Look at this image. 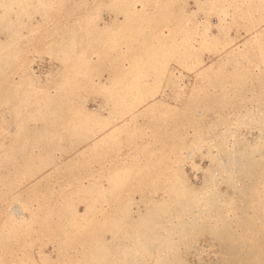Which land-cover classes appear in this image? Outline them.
I'll list each match as a JSON object with an SVG mask.
<instances>
[{"label": "rangeland", "instance_id": "374dc122", "mask_svg": "<svg viewBox=\"0 0 264 264\" xmlns=\"http://www.w3.org/2000/svg\"><path fill=\"white\" fill-rule=\"evenodd\" d=\"M263 179L264 0H0V264H264Z\"/></svg>", "mask_w": 264, "mask_h": 264}, {"label": "bare ground", "instance_id": "6f19581e", "mask_svg": "<svg viewBox=\"0 0 264 264\" xmlns=\"http://www.w3.org/2000/svg\"><path fill=\"white\" fill-rule=\"evenodd\" d=\"M233 152H235V151H233ZM259 152H260V151H259ZM243 153H244V152H243ZM254 153H255V152H254ZM209 154H210V153H209ZM233 154H234V153H233ZM256 154H258V153H255V155H256ZM260 154H261V153H260ZM190 155H191V154H190ZM238 155H239V154H238ZM252 156H253V155H252ZM257 156H258V155H257ZM232 157H234V156H232ZM254 157H255V156H254ZM227 158H228V157H227ZM235 158H236V155H235ZM250 158H251V157H250ZM255 158H256V157H255ZM244 159H245V158H244ZM237 160H238V159H237ZM233 161L235 162V159H234ZM234 164H235V163H234ZM235 165H236V164H235ZM242 165H243V164H242ZM236 166H237V165H236ZM236 166H234V168H235ZM238 166H240V165H238ZM255 166H256V165H255ZM245 168H246V167H245ZM256 168H257V166H256ZM214 169H215V168H213V170H214ZM216 170H217V169H216ZM237 170L239 171V169H237ZM211 172H212V171H211ZM226 172L228 173V171H226ZM230 172H231V171H230ZM240 172H241V171H240ZM215 174H217V173H215ZM231 174L233 175V172H232ZM214 176H215V175H214ZM212 178H213V177H212ZM217 178H218V177H217ZM230 179H231V177H229L228 180L230 181ZM263 180H264V179H263ZM216 181H217V179H216ZM229 181H228V182H229ZM231 181H232V180H231ZM231 181H230V182H231ZM230 182H229V183H230ZM232 182H233V181H232ZM229 183H228V184H229ZM263 183H264V182H263ZM204 184H205V183H204ZM217 184H219V183H217ZM220 184H221V183H220ZM230 185H232V184H230ZM262 186H264V185L262 184ZM262 186H261V187H262ZM253 187H254V186H253ZM251 188H252V187H251ZM255 188H257V187L255 186ZM263 188H264V187H263ZM215 189H216V188H215ZM215 189H214V190H215ZM249 189H250V187H249ZM252 189H253V188H252ZM255 190H256V189H255ZM243 191H244V190H243ZM249 191H250V190H249ZM263 191H264V190H263ZM213 192H214V191H213ZM257 192H258V190H257ZM211 193H212V192H211ZM244 193L246 194V190H245ZM261 193H262V192H261ZM263 193H264V192H263ZM209 194H210V193H209ZM212 194H213V193H212ZM252 194H253V192H252ZM259 194H260V193H259ZM213 195H214V194H213ZM215 195H217V193H215ZM256 195H257V194H256ZM220 196H221V195H220ZM261 196H262V195H261ZM249 197H250V196H249ZM256 197H257V196H256ZM190 198H191V197H190ZM216 198H217V197H216ZM220 198H221V197H220ZM220 198H219V199H220ZM263 198H264V197H263ZM256 199H257V198H256ZM258 199H260V196H259ZM196 200H197V198H196ZM202 200H203V199H202ZM204 200H205V199H204ZM261 200H262V199H261ZM211 202H212V201H211ZM222 202H223V201H222ZM256 202H257V201H256ZM258 202H259V201H258ZM260 202H261V201H260ZM260 202H259V204H260ZM262 202H263V201H262ZM253 203H254V202H253ZM218 204H220V203H218ZM222 204H223V203H222ZM262 204H263V203H261V205H262ZM251 207H253V206L251 205ZM254 207H255V206H254ZM256 207H257V206H256ZM263 207H264V205H263ZM258 208H260V207H258ZM258 208H257V209H258ZM258 210H259V209H258ZM258 210H257V211H258ZM251 211H252V210H251ZM253 211H254V210H253ZM262 212H263V211L261 210L260 213H262ZM197 213H198V212H197ZM254 215H255V214H254ZM198 216H199V215H198ZM203 216H205V215H203ZM262 216H264V215H262ZM249 217H250V216H249ZM255 217H257V216H255ZM208 218H209V217H208ZM215 218H216V217H215ZM251 218H253V217H251ZM259 218H260V217H258V219H259ZM239 219H240V220H239V222H240V221H241V217H240ZM258 219H257V220H258ZM260 219H261V218H260ZM193 220H194V219H193ZM206 220H207V219H206ZM237 220H238V219H237ZM252 220H254V219H252ZM248 221H249V220H248ZM259 221H260V220H259ZM172 222H173V220H172ZM194 222H195V221H194ZM205 222H206V221H205ZM242 222H243V223H242ZM242 222H241V223L244 224V221H242ZM262 222H263V221H262ZM209 223H212V222H209ZM236 223H237V222H236ZM249 223H250V222H249ZM159 224H160V223H159ZM159 224H158V225H159ZM197 224H199V223H197ZM247 224H248V223H247ZM173 225H174V224H173ZM180 225H181V224H180ZM216 225H217V224H216ZM258 225H259V223H258ZM263 225H264V224H263ZM174 226H175V225H174ZM199 226H200V225H199ZM212 226H213V225H212ZM161 227H162V226L160 225V229H161ZM168 227H169V228H168ZM168 227H162L161 230H163V233H162V232H161V233L158 232L159 229H157L156 232L158 233V237H159V239H163V240L166 239V240H167L168 238H172V237H174V235H173V231H174V229H173V228L170 229V226H168ZM171 227H172V226H171ZM177 227H178V226H177ZM177 227H176V229H177ZM183 227H184V226H183ZM259 227H260V226H259ZM148 228H149V227H148ZM150 228H151V227H150ZM152 228H153V227H152ZM152 228H151V229H152ZM184 228H186V225H185ZM184 228H183V229L180 228V229L184 231V230H185ZM215 228H216V227H215ZM155 229H156V228H155ZM201 229H202V228H201ZM230 229H232V228H230ZM178 230H179V229H178ZM181 230H180V231H181ZM186 230H187V229H186ZM151 231H152V230H151ZM198 231H199V230H198ZM153 232H154V231H153ZM178 232H179V231H178ZM184 232H186V231H184ZM159 233H160V234H159ZM187 233H188V232H187ZM142 234H143V233H142ZM144 234H148V233H144ZM144 234H143V236H144ZM153 234H154V233H153ZM185 234H186V233H185ZM235 234H236V233H235ZM239 234H240V233H239ZM145 237H147V236L145 235V236H144V239H145ZM149 237L151 238V234H150ZM149 237H147V239H148ZM181 237H182V236H181ZM184 237H185V236H184ZM251 237H252V236H251ZM179 238H180V237H179ZM256 238H257V237H256ZM256 238H255V239H256ZM147 239H145V240H147ZM159 239H158V240H159ZM174 239H175V238H174ZM181 239H182V238H181ZM232 239H233V238H232ZM142 240H143V239H142ZM142 240H141V241H142ZM151 240L153 241L154 239H151ZM151 240L149 239V243H148L149 245L146 244L145 241H144V242L142 241V242L145 243V244L142 243L143 246H142V245H141V246L144 247V245H147L146 247H151V246H150V243H151L150 241H151ZM158 240H155V241L158 242ZM163 240H162V242H163ZM240 240H241V239H240ZM244 240H245V239H244ZM253 240H254V239H253ZM141 241L138 242V243H141ZM248 241H249V240H248ZM153 242H154V241H153ZM159 242H160V241H159ZM234 242H235V241H234ZM246 243H247V242H246ZM248 243H249V242H248ZM164 244H165V243H164ZM164 244H163V245H160V244H159L158 247H162V248H163ZM169 244H170V242H169ZM172 244H173V242H172ZM134 245H135V244H134ZM136 245H137V244H136ZM151 245H153V243H152ZM166 245H167V242H166ZM167 246H171V245H167ZM167 246H165V247H167ZM133 247H135V246H133ZM133 247H131V248L133 249ZM139 247H140V246H139ZM146 247H144V248H146ZM155 247H156V246H155ZM158 247H156V249H157ZM173 247L175 248V245H174ZM177 247H178V245H177ZM177 247H176V248H177ZM170 248H171V247H170ZM138 249H139V248H138ZM165 249H167V248H165ZM168 249H169V248H168ZM146 250H147V249H146ZM146 250H145V251H146ZM150 250H151V248H150ZM157 250L159 251V249H157ZM170 250H171V249H170ZM132 251H133V250H132ZM137 251H138V250H137ZM139 251H140V250H139ZM139 251H138V252H139ZM164 251H165V250H164ZM166 251H167V250H166ZM122 252H123V251H122ZM128 252H129V251H128ZM141 252H144V251H140V253H141ZM146 252H148V251H146ZM162 252H163V251H162ZM134 253H135V251H134ZM170 253H171V251H170ZM126 254H127V253H126ZM144 254H145V253H144ZM153 254H154V253H153ZM137 255H138V254H137ZM171 255H172V254H171ZM123 256H124V255H123ZM137 258H138V256H137ZM137 258H136V259H137ZM127 260H128V259H127ZM139 260H140V259H139ZM139 260H138V261H139ZM116 262H117V261H116ZM144 263H145V262H144ZM201 263H202V262H201ZM125 264H126V263H125ZM128 264H130V263H128ZM139 264H140V263H139Z\"/></svg>", "mask_w": 264, "mask_h": 264}]
</instances>
